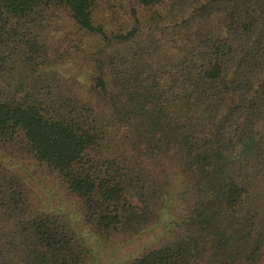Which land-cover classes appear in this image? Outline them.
Returning <instances> with one entry per match:
<instances>
[{"label":"trees","instance_id":"trees-1","mask_svg":"<svg viewBox=\"0 0 264 264\" xmlns=\"http://www.w3.org/2000/svg\"><path fill=\"white\" fill-rule=\"evenodd\" d=\"M65 15L74 34L56 36ZM81 57L84 88L61 69ZM108 126L163 190L157 217L186 219L189 264H264V0H0V152L46 170L114 244L96 153ZM42 183L0 161V264H96L41 208Z\"/></svg>","mask_w":264,"mask_h":264},{"label":"rangeland","instance_id":"rangeland-1","mask_svg":"<svg viewBox=\"0 0 264 264\" xmlns=\"http://www.w3.org/2000/svg\"><path fill=\"white\" fill-rule=\"evenodd\" d=\"M140 16L147 19V10L143 9ZM94 20L103 23L107 29L116 30L106 8L101 7L94 14ZM130 22L133 25L132 19ZM150 25L147 20L141 30L149 31ZM56 28V36L68 32L74 34L75 30L66 15L60 18ZM83 42L87 53L94 46L97 47L100 39L88 35L83 37ZM83 62L82 57L76 58L61 68L67 75L76 74L82 82V88L89 85L88 79L84 77L87 76V67ZM96 153L99 174L102 181H105L109 196L110 224L116 241L114 244H103L89 230L77 203L50 182L56 180L46 170L1 152L0 161L20 173L25 181H43L42 187L46 184L43 187L45 194L42 191L40 194H43L41 208L46 212L61 213L71 222L75 231L93 249L97 256L96 264H189L191 249L186 219L177 217L174 224L169 225L171 213L166 211V215L163 213L165 217H157L164 204L163 190L148 177L145 163L138 155L132 136L117 135L108 126L105 138L97 143Z\"/></svg>","mask_w":264,"mask_h":264}]
</instances>
